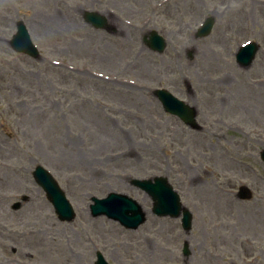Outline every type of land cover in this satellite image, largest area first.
<instances>
[{
    "label": "rangeland",
    "instance_id": "1",
    "mask_svg": "<svg viewBox=\"0 0 264 264\" xmlns=\"http://www.w3.org/2000/svg\"><path fill=\"white\" fill-rule=\"evenodd\" d=\"M84 11L104 15L110 31L86 24ZM209 16L210 34L195 39ZM19 20L37 60L9 46ZM152 30L166 42L162 54L142 43ZM252 38L264 48V0H0V264H93L96 251L111 264H238L250 255L259 262L243 264H264V86L253 82L264 77V53L246 70L235 60ZM155 88L193 105L202 128L166 114ZM36 164L65 191L72 223L57 221L31 177ZM154 176L194 214L188 233L151 214L129 184ZM242 184L252 199H237ZM110 192L146 207L147 222L131 231L91 218L90 198Z\"/></svg>",
    "mask_w": 264,
    "mask_h": 264
},
{
    "label": "water",
    "instance_id": "2",
    "mask_svg": "<svg viewBox=\"0 0 264 264\" xmlns=\"http://www.w3.org/2000/svg\"><path fill=\"white\" fill-rule=\"evenodd\" d=\"M84 20L85 22L89 23L90 25H92L94 28L96 29H101V28H105L106 27V22L104 20V18H102V16L98 15L97 13H93V12H85L84 13ZM212 26V20L210 19L205 27L203 28V30L200 32V36H205L208 34V32L210 31V28ZM150 45H152V48H156L158 49L161 45V48L159 49V51H161L164 48V42L163 40L160 39V37H158L156 35V33H151V37H150V41H149ZM155 44L157 45V47L155 46ZM11 47L17 51V52H21L24 53L32 58H39V54L37 49L35 48V46L32 44L30 37L25 29V26L22 23H19L17 26V32L14 35V37L12 38L11 42H10ZM159 95V94H158ZM169 96V98L171 97V95L167 94V93H162L161 95H159L160 99L165 103L166 102V98ZM172 101H175L173 99H170ZM176 102V101H175ZM188 123H192V120H189ZM40 175L42 177H40ZM35 176L37 178V181L40 185L43 186V188L45 189V191L47 192L49 198L51 199L52 202H54L57 207V212L58 214L61 216L62 220H70L74 217V214L70 208V206L68 205V203L65 201L64 195L63 193L59 190L56 182L42 169V168H37V171L35 173ZM159 181H161L164 185H166V182L164 179H158ZM134 184L139 185L141 187H145V184L140 183L139 181H133ZM157 184H153V185H149V187H152L154 190L157 191ZM121 198H123L126 202H130V205H134L133 209L130 210H124L122 211L119 215V220L122 221L124 224L131 226V227H136L138 224L142 223L144 221V215L141 212L140 207L135 203L130 201L129 199H127L126 196L124 195H120ZM112 201V199L108 200V201H104L105 205L102 207L100 206V214L101 213H105L107 211H112L113 209H115L112 205L108 204V202ZM165 201V198L160 200L159 204L161 203V206L163 208H168V206L166 204H170V199L166 198V204L163 202ZM166 205V206H165ZM19 204H16L14 206V208H18ZM136 212V213H135ZM128 214L131 216H128ZM133 214V215H132ZM135 219V223L133 225H131L132 222H130V220ZM99 259H101V257L99 256Z\"/></svg>",
    "mask_w": 264,
    "mask_h": 264
}]
</instances>
